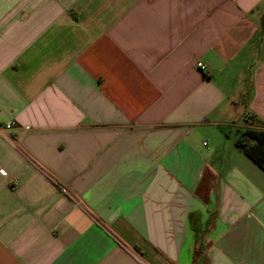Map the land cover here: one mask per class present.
I'll list each match as a JSON object with an SVG mask.
<instances>
[{
  "label": "crops",
  "instance_id": "obj_1",
  "mask_svg": "<svg viewBox=\"0 0 264 264\" xmlns=\"http://www.w3.org/2000/svg\"><path fill=\"white\" fill-rule=\"evenodd\" d=\"M8 123L0 264H264V0H0Z\"/></svg>",
  "mask_w": 264,
  "mask_h": 264
},
{
  "label": "trees",
  "instance_id": "obj_2",
  "mask_svg": "<svg viewBox=\"0 0 264 264\" xmlns=\"http://www.w3.org/2000/svg\"><path fill=\"white\" fill-rule=\"evenodd\" d=\"M243 152L253 158L264 169V132L246 130L236 141Z\"/></svg>",
  "mask_w": 264,
  "mask_h": 264
},
{
  "label": "built area",
  "instance_id": "obj_3",
  "mask_svg": "<svg viewBox=\"0 0 264 264\" xmlns=\"http://www.w3.org/2000/svg\"><path fill=\"white\" fill-rule=\"evenodd\" d=\"M196 66L204 72H207L208 70L207 67L203 63L198 62L196 63ZM12 128H13V125L11 123L6 124L5 126H0L1 130H12ZM63 191L66 193L67 190L64 188Z\"/></svg>",
  "mask_w": 264,
  "mask_h": 264
}]
</instances>
